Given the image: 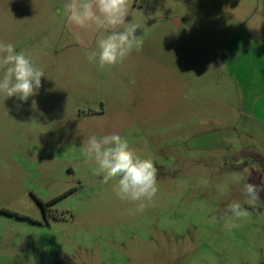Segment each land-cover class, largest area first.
Here are the masks:
<instances>
[{
    "label": "rangeland",
    "instance_id": "rangeland-1",
    "mask_svg": "<svg viewBox=\"0 0 264 264\" xmlns=\"http://www.w3.org/2000/svg\"><path fill=\"white\" fill-rule=\"evenodd\" d=\"M65 2L0 0V41L45 72L28 101L0 96V264H264V201L241 191L260 144L230 132L242 83L228 75L264 49V0H134L142 50L104 69L88 56L108 31L69 26ZM111 133L158 169L143 212L85 163L83 141ZM233 200L249 216L228 231Z\"/></svg>",
    "mask_w": 264,
    "mask_h": 264
},
{
    "label": "clouds",
    "instance_id": "clouds-1",
    "mask_svg": "<svg viewBox=\"0 0 264 264\" xmlns=\"http://www.w3.org/2000/svg\"><path fill=\"white\" fill-rule=\"evenodd\" d=\"M134 0H66L62 12L69 26L88 28L95 26L108 31L97 42L98 51H93L88 60L99 69L116 66L135 50H142L143 40L135 33L140 25L126 22ZM45 72L36 60L25 51H17L12 43L0 41V96L4 100L16 97L28 101L42 86ZM85 163L94 161L96 174L102 175V182H114L116 197L135 205L130 214L143 212L158 193V169L151 158H144L130 146L129 140L117 133L103 136L91 135L83 141L81 148ZM242 194L246 203L254 205L264 192V186L243 183ZM249 216L247 208L240 201L233 200L223 210L219 219L231 231L239 228L236 223ZM217 218L213 217L215 221Z\"/></svg>",
    "mask_w": 264,
    "mask_h": 264
},
{
    "label": "crops",
    "instance_id": "crops-1",
    "mask_svg": "<svg viewBox=\"0 0 264 264\" xmlns=\"http://www.w3.org/2000/svg\"><path fill=\"white\" fill-rule=\"evenodd\" d=\"M173 23L178 26L180 20L175 18ZM239 58L228 75L242 83V109L239 110L242 121L229 129L232 135L240 132L257 139L260 149L255 158L264 167V49L245 50Z\"/></svg>",
    "mask_w": 264,
    "mask_h": 264
},
{
    "label": "flooded vegetation",
    "instance_id": "flooded-vegetation-1",
    "mask_svg": "<svg viewBox=\"0 0 264 264\" xmlns=\"http://www.w3.org/2000/svg\"><path fill=\"white\" fill-rule=\"evenodd\" d=\"M256 175L257 177L255 179H251L252 184L258 185V186H262L260 183V174H259V170L256 168ZM259 201H264V192L260 195V199Z\"/></svg>",
    "mask_w": 264,
    "mask_h": 264
},
{
    "label": "water",
    "instance_id": "water-1",
    "mask_svg": "<svg viewBox=\"0 0 264 264\" xmlns=\"http://www.w3.org/2000/svg\"><path fill=\"white\" fill-rule=\"evenodd\" d=\"M257 169L259 170L260 174V183L262 186H264V167L258 165Z\"/></svg>",
    "mask_w": 264,
    "mask_h": 264
},
{
    "label": "trees",
    "instance_id": "trees-1",
    "mask_svg": "<svg viewBox=\"0 0 264 264\" xmlns=\"http://www.w3.org/2000/svg\"><path fill=\"white\" fill-rule=\"evenodd\" d=\"M57 200H58V199H55V200H52V201H50V202H48V203H44V202H42V201H39V203H40L43 207H45L46 205H51V204L55 203Z\"/></svg>",
    "mask_w": 264,
    "mask_h": 264
}]
</instances>
